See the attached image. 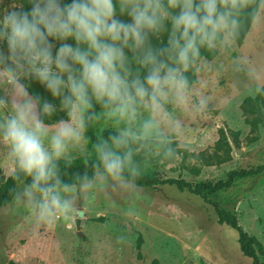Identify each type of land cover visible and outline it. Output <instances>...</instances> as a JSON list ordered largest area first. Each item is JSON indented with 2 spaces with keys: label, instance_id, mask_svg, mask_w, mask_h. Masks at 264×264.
Here are the masks:
<instances>
[{
  "label": "clouds",
  "instance_id": "clouds-1",
  "mask_svg": "<svg viewBox=\"0 0 264 264\" xmlns=\"http://www.w3.org/2000/svg\"><path fill=\"white\" fill-rule=\"evenodd\" d=\"M261 24L264 0H0L12 211L52 228L100 190L131 193L151 161L179 158L225 78L264 96V61L236 54Z\"/></svg>",
  "mask_w": 264,
  "mask_h": 264
},
{
  "label": "rangeland",
  "instance_id": "rangeland-1",
  "mask_svg": "<svg viewBox=\"0 0 264 264\" xmlns=\"http://www.w3.org/2000/svg\"><path fill=\"white\" fill-rule=\"evenodd\" d=\"M236 54L264 61V24L247 29ZM222 84L213 111L190 124L178 142L179 158L153 160L143 174L194 185L264 165V119L253 122L254 114L241 108L245 97L256 94L249 84L239 92L230 89L227 78ZM224 96L230 98L227 103ZM8 175L0 165V183ZM206 196L259 241L264 263V171L235 178ZM80 211L48 228L36 227L22 209L12 211L10 201L1 206L0 264H151L153 259L158 264H251L238 248L236 231L217 223L212 207L188 190L166 184L131 193L100 190Z\"/></svg>",
  "mask_w": 264,
  "mask_h": 264
},
{
  "label": "trees",
  "instance_id": "trees-1",
  "mask_svg": "<svg viewBox=\"0 0 264 264\" xmlns=\"http://www.w3.org/2000/svg\"><path fill=\"white\" fill-rule=\"evenodd\" d=\"M247 31V30H246ZM246 31L242 34L241 40L245 35ZM240 40V42H241ZM239 42V43H240ZM30 91L39 92L43 94V89L39 85L33 83L30 87ZM46 95V94H45ZM241 108L245 113L251 112L254 114L253 122L262 121L264 119V96L255 95L247 96L243 99ZM63 114H59L62 116ZM106 135V133H105ZM220 161V160H219ZM210 163L211 161H206ZM74 170H84L83 165L78 164V169ZM264 171V165H259L252 169H239L229 171L225 179H219L214 182L202 181L197 182L192 185L190 182L184 180L183 178H159L157 175L143 174L141 178L137 181V187H151L153 185H170L174 186L177 190L183 191L188 190L191 194L201 197L205 203L210 205L216 216V221L219 224H224L229 228L233 229L237 233V244L240 252L243 256L250 259L251 264H264L259 260L258 252L261 249L259 241L248 235L238 224L237 219L234 214L227 212L225 209L221 208L218 203L207 198V193H214L222 188L229 187L235 178H241L249 175L259 174ZM198 172V169L194 170ZM14 181L8 175L5 180L0 183V207L7 204L10 199V189L13 187ZM6 264H17L16 262L10 260ZM151 264H158L156 259L151 261Z\"/></svg>",
  "mask_w": 264,
  "mask_h": 264
},
{
  "label": "water",
  "instance_id": "water-1",
  "mask_svg": "<svg viewBox=\"0 0 264 264\" xmlns=\"http://www.w3.org/2000/svg\"><path fill=\"white\" fill-rule=\"evenodd\" d=\"M82 212L80 211V214H81ZM79 220H80V218H77L76 220H75V226H76V228L78 229L79 228Z\"/></svg>",
  "mask_w": 264,
  "mask_h": 264
}]
</instances>
